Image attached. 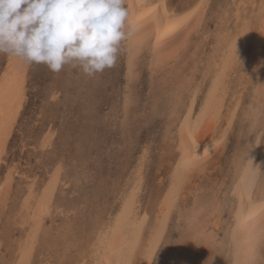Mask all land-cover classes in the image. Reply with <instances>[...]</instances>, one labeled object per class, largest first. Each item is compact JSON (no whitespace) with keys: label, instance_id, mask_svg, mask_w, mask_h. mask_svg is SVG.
<instances>
[{"label":"rangeland","instance_id":"rangeland-1","mask_svg":"<svg viewBox=\"0 0 264 264\" xmlns=\"http://www.w3.org/2000/svg\"><path fill=\"white\" fill-rule=\"evenodd\" d=\"M191 1L193 0H168V3L176 8H183ZM237 2L238 0H209L202 21L198 24L199 27L189 34V39L186 41L188 43L183 44L182 48L180 46L173 58L163 57L165 60L158 69L151 66L145 49L141 53L137 66L128 72L125 66L127 59L125 41L121 44L115 66L105 69L96 78H87L78 70L69 69L67 66L54 74L42 64L24 65V97L5 154V159L9 163L18 164V174L14 177L13 187L6 200L4 199V204L0 203L3 205H0V264L9 262L17 242L24 238L28 228L27 224H23L25 221L23 216L20 217L21 214L16 213V204L22 200V195L25 196V189L29 184L25 176L34 179L41 189L49 176L48 172H51L58 162L63 165L61 180L54 191V205L50 214L45 216L44 223L46 231L49 229L50 237H53L52 234L55 235V231H58L57 227L60 226L64 227L63 231L66 235L61 240H57V243L52 241L47 243L43 240L41 245L35 247L31 264L46 262L75 264L77 262V259L74 260L76 248L81 251L84 248L86 254L88 253L89 247L86 241L89 242L92 238L93 231L96 229L94 225L103 223L101 217L97 218V214L106 216L109 204L116 193L131 177V173L133 175L132 170L137 168L135 165L142 160L143 151L147 153L143 162V170H145L139 212L142 211V214L148 215L149 222L154 219L162 191L167 185L169 171L176 159V151L172 150L176 140L174 134L171 135V131L175 130L174 119L164 99L171 96L175 90H178L177 88L183 87L189 80L193 79L191 86L197 84L196 81L201 78L202 69L209 64L208 59L216 48L214 42L215 35L220 29L218 27L227 24L226 21L224 22L225 18L231 17L228 24L230 26L233 24L231 14L234 11L231 7L234 8L233 5ZM258 2L259 0L254 1L255 10ZM227 6L230 7L226 9V15L224 8ZM205 32L209 33L206 35ZM7 59L6 54H0V75L7 66ZM242 67H244L243 63L237 67L238 71L236 68L233 80L238 78L236 76H239L240 72L246 79L251 77V71L249 74ZM246 79L243 80L246 81ZM253 81L246 88L250 89L244 90L242 104L233 121L234 125L232 124L225 149L218 161L217 170L216 167L209 170V179L205 175L194 180L192 178L187 186L188 190L182 192L181 199L177 202L179 206L171 214V222L169 221V226L151 264H214L211 257L214 247L212 248L213 245L210 242L202 243L204 239L202 235L206 230L207 233H216L219 238L224 236L226 225L231 221L229 203H224L218 209L217 205L212 203L213 207H208L203 214L199 215L202 217L201 225L205 226H202L201 234H195L198 238L195 237L193 229L184 223V217L196 209H192V205L197 201L196 194H200L201 197L210 192L207 188L214 186V190L216 189L214 192L221 198L219 190L224 192L226 186H229L230 173L226 171L233 166L231 162L232 157H235L233 150L237 142L241 141V144L245 142L247 125L249 127L248 116L244 112L250 108L247 103H250V99L256 95L253 90ZM201 86L203 89L205 83ZM186 94L185 90L183 101ZM179 107L177 112L182 108ZM226 109L227 107L224 113ZM226 115L222 118V125L226 121ZM258 127L263 128L264 137V116L260 119ZM50 131H53L54 136L48 145L42 147L41 140ZM220 165L224 168L223 173L218 169ZM4 172L5 167L2 166L0 181L4 177ZM148 210L153 213H149ZM188 228L190 231L187 230ZM191 237L192 242L189 240ZM56 246L59 250L57 255L52 252ZM185 246L190 250L188 251ZM183 249L188 256L181 259L178 253H181ZM175 253L178 258L176 260L173 255ZM262 255L264 256V245Z\"/></svg>","mask_w":264,"mask_h":264},{"label":"bare ground","instance_id":"bare-ground-1","mask_svg":"<svg viewBox=\"0 0 264 264\" xmlns=\"http://www.w3.org/2000/svg\"><path fill=\"white\" fill-rule=\"evenodd\" d=\"M254 1L238 0L234 5L231 3L234 6V8L231 7L234 12L230 13L233 17V24L231 26L228 24L231 17L225 18L224 22L226 21L227 24L225 26L220 24L221 27H218L220 29L216 30L214 42L216 48L211 58L208 59L209 64L202 69L201 78L197 79V84L191 86L193 80L191 78L192 80L184 83L183 87L177 88L178 90H175L171 96L166 95L164 99L173 114L175 132L170 131L176 140L172 149L176 151V159L169 171L167 185L165 186L164 183L165 189L162 191L154 219L150 223L147 221L148 215L142 214V211L139 212L145 170H143V162L147 153L143 151L142 160L140 159L141 161L135 165L137 168L132 170L133 175L131 173V177L121 186L115 197L112 195L114 199L109 204L106 216L97 214V218L101 217L103 223L94 225L96 229L93 235L91 234L92 238L89 242L86 241L89 247L88 253L86 254L84 248H82L83 251L76 248L74 260L77 259V262H74L75 264L152 263L160 247L161 239L169 226L171 214L179 206L177 202L181 199L182 192L188 190L187 186L192 178L194 180L205 175L209 179V170L213 167L217 170L218 161L225 149L233 121L242 104L244 90L253 80V90L256 95L250 99V103H247L251 109L244 112L248 116L249 127L247 125L245 142L243 141V144L241 141L237 142L233 150L235 155L231 160L233 166L226 171L230 173L229 186H226L224 192L219 190L221 198L214 192L216 190L214 186L207 188L210 192L201 197L200 194H196L195 200L198 202L192 205V209L196 208L194 212L185 217L179 216L184 217V223L193 229L194 235H198L201 234L202 226H205L201 225L202 217L199 215L203 214L208 207H213L212 203L216 204L218 209L228 202L231 221L226 225L224 236L219 238L216 233L203 231L202 243L210 242L213 245L212 248L214 247L212 262L214 264H264L262 255L264 245V137L263 128L258 127L260 119L264 116V0H259L256 10L253 7ZM188 3L183 8H176L168 3V0H125V6L129 12L127 24L130 26L126 31L131 33L124 43L127 56L125 66L128 72L137 66L141 53L145 49L151 66L158 69L165 60L163 57L173 58L180 46L182 48L183 44L188 43L186 41L189 39V34L199 27L198 24L202 21L209 0H193ZM229 7L224 8V14ZM242 63L245 71L249 74L251 71V77L246 79L245 75L243 76L240 72V75L236 76L238 78L233 80L236 68ZM24 68V64L8 56L7 66L0 75V168L5 167L4 177L0 181V203H3L9 195L14 177L18 174V164L9 163L5 159V154L24 97ZM204 83L205 87L202 89L201 85L204 86ZM185 90L187 94L183 101ZM179 106L182 108L177 112ZM226 107V113H224ZM124 109L127 110V108ZM225 115L227 118L222 125V118ZM53 136V131L46 133L41 140L42 147L48 145ZM62 168L61 162L55 164L51 172H48L49 176L41 189L34 179L24 175L29 184L27 183L25 196L20 195L22 200L16 204V213L21 214L20 217L23 216L25 219L23 224H27L28 228L24 238L17 242L13 256L7 264H31L35 247L44 242L43 240L47 243L50 241L57 243V240H61L66 235L63 231L64 227L60 226L57 227L58 231H55V235L52 234L53 237H50L49 229L46 231L44 223L45 216L50 214L54 205V191L60 183ZM218 169L221 173L224 172L221 165ZM146 203L149 204V202ZM143 205H145L144 202ZM65 221L64 219V224ZM189 240L192 242L193 238ZM186 249L190 250L188 247ZM58 251L57 246L52 250L55 254ZM173 255H175V260L178 259L176 253ZM178 255L179 258L188 256L184 249ZM43 264H48V262Z\"/></svg>","mask_w":264,"mask_h":264},{"label":"clouds","instance_id":"clouds-1","mask_svg":"<svg viewBox=\"0 0 264 264\" xmlns=\"http://www.w3.org/2000/svg\"><path fill=\"white\" fill-rule=\"evenodd\" d=\"M128 16L125 0H0V54L96 78L115 66Z\"/></svg>","mask_w":264,"mask_h":264}]
</instances>
